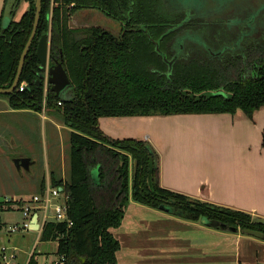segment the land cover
<instances>
[{
	"label": "trees",
	"instance_id": "16d2710c",
	"mask_svg": "<svg viewBox=\"0 0 264 264\" xmlns=\"http://www.w3.org/2000/svg\"><path fill=\"white\" fill-rule=\"evenodd\" d=\"M26 1L28 9L0 36L3 88L13 83L34 27L36 0ZM167 3V0H42L39 27L20 80L30 86L19 91V83L7 96L14 109L41 110L44 81L36 50L41 35L51 31L49 57L52 63L63 61L72 81L73 97L59 98L50 85L47 105L73 130L68 142L67 179L58 178L53 172L50 179L70 195L67 213L72 224L66 220L48 221L41 240H59V254H65V264H116L121 246L111 228L121 224L132 200L154 208L170 204L175 210L173 214L193 221L204 216L217 219L224 230L256 228L264 232V225L254 222L253 216L245 211L217 206L162 187L159 154L149 141L111 138L99 125L100 117L112 115L233 114L242 110L251 118L264 106V32L258 28L253 31L255 41L249 43L244 55L212 57L202 48L203 52L197 50L187 55L183 50L175 53L177 58L170 69L166 59L173 56L175 44L186 31L180 11L171 16ZM92 7L109 17L127 21L126 29L117 36L97 26L71 25L77 9ZM2 19L1 15L0 32ZM199 43L206 49L207 42ZM228 47L224 45L223 54ZM60 99L62 104L58 105ZM135 159L138 166L134 173ZM97 167L99 183H95L91 173ZM45 182L43 178L39 191ZM6 205L11 206L7 201L0 202V209ZM14 205L20 208L19 204ZM36 263L33 254L28 264Z\"/></svg>",
	"mask_w": 264,
	"mask_h": 264
},
{
	"label": "crops",
	"instance_id": "0c3cea01",
	"mask_svg": "<svg viewBox=\"0 0 264 264\" xmlns=\"http://www.w3.org/2000/svg\"><path fill=\"white\" fill-rule=\"evenodd\" d=\"M5 2L0 0V16ZM148 116L154 117L155 127L144 135L159 154L162 187L264 218V106L251 118L242 110L233 114L112 115L100 117L99 125L111 138L144 140L140 132L128 131L141 125L136 118ZM60 166L55 164L57 172ZM53 171L49 167L46 181L51 180ZM0 195L8 197L4 182L0 183ZM8 204L10 208L6 205L0 209V247L7 245L16 251L8 264H28L33 254L36 264H57L59 240H41L40 231L32 228L26 233L7 231L8 225L23 220L20 208ZM15 208L19 218L7 213ZM125 211L121 224L111 228L121 246L116 264L264 263V239L255 235L214 228L135 200Z\"/></svg>",
	"mask_w": 264,
	"mask_h": 264
},
{
	"label": "rangeland",
	"instance_id": "374dc122",
	"mask_svg": "<svg viewBox=\"0 0 264 264\" xmlns=\"http://www.w3.org/2000/svg\"><path fill=\"white\" fill-rule=\"evenodd\" d=\"M215 1L219 9L225 10L231 7L228 10L229 14L233 9H240L241 3L245 4L243 9L248 8L247 4L250 2V0H247L246 3L245 0ZM26 9L25 0H21L15 14V19H19ZM72 23L75 25L78 23L101 25L114 33H119L122 28L121 22L111 17L109 18L96 8L79 9L75 13ZM62 97L65 99L73 97L72 89L64 90ZM42 115V112L30 108H12L9 96L7 94H0V183L4 182L5 196L11 197L14 193H25L28 195L37 192L42 178H45L49 174L48 169L51 166L56 177L67 179L70 168V143L68 142L70 131L73 129L62 118L58 117L50 107L45 112L47 117L43 119ZM141 117L136 118L140 120L141 125L139 128L132 127L128 133L140 132L144 136L143 139L149 141L156 150L154 143L144 135L155 127V119L149 116L147 118ZM130 119L132 122L134 121L133 118ZM153 133L155 136L157 135L155 129ZM27 154L32 157L34 163L30 166V169H24L22 172H19L17 167L15 168L12 158L13 156ZM56 163L61 164L60 168H63V174L60 168L58 169L59 173L57 172L58 167H55ZM7 213L17 218L20 217V212L17 208ZM18 233L26 232L21 231ZM52 256L56 257L55 254Z\"/></svg>",
	"mask_w": 264,
	"mask_h": 264
},
{
	"label": "flooded vegetation",
	"instance_id": "af4514ba",
	"mask_svg": "<svg viewBox=\"0 0 264 264\" xmlns=\"http://www.w3.org/2000/svg\"><path fill=\"white\" fill-rule=\"evenodd\" d=\"M246 1L247 0H245V3ZM258 1L259 0H250L249 4H247L248 8H245V9H243V6L245 4L241 3L240 9L238 10L233 9L230 11V14H229L228 10H230L231 7L226 8L225 10L219 9L215 4L216 2L215 0H180L179 2H177L176 0H167L168 2L167 11L170 13L171 16L173 15V12L177 10L180 11L179 14L182 15V18H183L182 20H184L183 30L184 32L186 31V33L181 34L182 40L179 39L180 41H177L178 43L175 44V52L173 53V56L170 59L167 58L166 61L168 62L169 60L175 57L177 58L176 56L177 54L175 53L180 54V52L183 50H185V54L187 55H191V52H194L197 50L202 51V49L204 50L205 54L212 56V57L214 56L218 57V55L220 56L222 55L224 57H232V56L241 55V54L244 55L245 54L244 51L247 49L249 43L255 41L253 40V38H255L254 35H252L253 31L258 28V29H261L262 32H264V0H260V2ZM20 2L21 0L19 1L18 6L20 5ZM25 2L27 3L26 0ZM71 5L73 6V4ZM18 6H17V9H18ZM175 6H177L178 8ZM92 8H88V9H92ZM17 9L14 12L12 21L19 20L23 15L22 14L19 19H15V14H16ZM79 9H82V8H79ZM79 9H77L75 13ZM179 14L177 16H179ZM74 15L71 17V20H70V23L73 27L97 26V27L103 28L106 31H111V30L104 28L101 25H96V24L87 25V24L78 23L75 25L74 23H72V19H74ZM128 15H129V12L125 13L126 17ZM236 15H239V16H236ZM2 17H3V14H2ZM117 21L121 22V25H122L121 31L119 33H114L113 31L111 32L119 36L126 29L127 21L125 20H117ZM10 23L8 27L3 31V33L2 31L0 32V36L3 35L4 32L10 27L11 25ZM45 33L48 34V39L50 41L51 31H48ZM222 35L227 38L224 37L222 40L221 39ZM187 38H189L190 40ZM201 41L205 42V44L206 42L208 43L206 49L200 46L199 42ZM224 45H227L229 47L223 54L222 51L225 50V48L223 49ZM50 46H51V41H50L49 52H48L49 59L46 65L44 67H41L42 72L40 73V75L42 74L45 75L46 73H48L49 68L52 64L58 63L59 61L63 63L62 60L52 63L51 58L49 57ZM21 157H24V156H21Z\"/></svg>",
	"mask_w": 264,
	"mask_h": 264
},
{
	"label": "water",
	"instance_id": "95a60500",
	"mask_svg": "<svg viewBox=\"0 0 264 264\" xmlns=\"http://www.w3.org/2000/svg\"><path fill=\"white\" fill-rule=\"evenodd\" d=\"M20 0H6L5 2V9H4V13H3V19H2V33L3 31L8 27L9 23L12 21L13 16H14V12L17 9V6L19 4ZM36 13H35V19H34V27L33 30L27 40V43L24 47V50L20 56V62L18 65V69L16 72V77L13 81V83L8 87V88H3L0 87V94H8V93H12L16 90V88L18 87L20 80H21V74L25 65V61H26V55L28 54L30 47L33 44V40L37 34V30L39 27V21L41 18V11H42V0H36ZM38 46H37V50H36V56L37 58H39L40 61V67H44L48 61V52H49V45H50V41L48 39V34L44 33L41 35L40 39L38 40ZM159 47L157 46V49ZM175 58L169 60V68L171 69L173 66V63L175 62ZM48 81L51 84V89L52 91H54L56 93V95L60 98L62 97L63 91L66 89H72V81L70 76L68 75L63 63L61 61H59L58 63L52 64L49 68L48 71ZM45 75L42 74V77H44ZM27 86H30L29 84H27ZM63 98V97H62ZM65 99V98H64ZM150 150H153L152 146L149 145ZM13 162H15V165L18 169L19 172H22L23 169H30V166L32 165V163H34V161L31 159L30 156L27 157H21V156H17L13 158ZM138 166V161L137 159L134 160V164H133V172H136ZM92 177L95 181V183H99L100 181V177H99V167H97L96 169L92 170ZM6 200V197H4L3 195H0V202H4ZM160 210H163L165 212H170V213H175L174 208L170 205V204H161L159 206ZM201 223H204L208 226H212L214 228H224V225L218 221L217 219H209L208 217L204 216L202 217V219L200 220ZM253 221L258 223V224H263L264 225V218L259 217V216H254L253 217ZM32 229H38V214H35L32 218V222H31V226ZM241 231L243 233L252 235V236H257L259 238L264 239V232L262 230L259 229H251V228H244L241 229Z\"/></svg>",
	"mask_w": 264,
	"mask_h": 264
},
{
	"label": "built area",
	"instance_id": "2783aa9c",
	"mask_svg": "<svg viewBox=\"0 0 264 264\" xmlns=\"http://www.w3.org/2000/svg\"><path fill=\"white\" fill-rule=\"evenodd\" d=\"M46 76L42 77L44 81V97L42 108L39 112H42L43 119L47 117L45 115L46 109L48 108V94L50 89V83L48 81V73ZM26 82L20 83L18 90L23 91ZM58 105L62 104V100L57 102ZM70 195L62 187L55 186L51 180H47L43 190L29 194L28 196H11L7 197L6 201L9 203H17L20 206L21 214H23V220L21 222H13L11 225H8L7 231L9 233H18V232H27L31 229L32 218L35 214H38V229L42 233L43 227L50 220L55 221H68V224H72L71 218H69L68 211V201ZM0 262L3 264H8L15 258L16 251L9 248L7 245H2L0 247ZM66 256L65 254H59L57 264H65ZM264 264V263H258Z\"/></svg>",
	"mask_w": 264,
	"mask_h": 264
}]
</instances>
